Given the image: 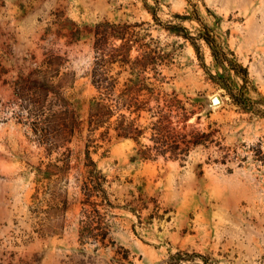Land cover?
I'll list each match as a JSON object with an SVG mask.
<instances>
[{"label": "rangeland", "instance_id": "1", "mask_svg": "<svg viewBox=\"0 0 264 264\" xmlns=\"http://www.w3.org/2000/svg\"><path fill=\"white\" fill-rule=\"evenodd\" d=\"M113 54L118 86L133 68L155 92L139 142L89 143L92 68ZM167 99L181 146L203 140L177 157L149 148ZM0 264H264V0H0Z\"/></svg>", "mask_w": 264, "mask_h": 264}, {"label": "trees", "instance_id": "2", "mask_svg": "<svg viewBox=\"0 0 264 264\" xmlns=\"http://www.w3.org/2000/svg\"><path fill=\"white\" fill-rule=\"evenodd\" d=\"M100 24H97L99 27ZM96 33L101 34V38L106 37L111 32L107 28L102 30H96ZM120 38H124L123 46L127 42V38L123 32H114ZM114 61L125 62L127 61V56L122 55L120 58L116 54L109 55L108 57H98L96 58L95 64L92 68V84L98 90V96L93 97V103L89 108L86 121H87V139L88 142H93L96 138L106 139L109 138L110 129L115 130L116 136L129 137L139 142L138 135L142 130H137L136 134H133V125L136 118L140 115V111L144 109L150 102L152 96L154 95L155 88L152 87V80L145 82V77H140L139 72H134L132 68V73L134 76H129L123 82L121 86H118L117 77H112L108 75V63ZM169 106H176L175 112H161L162 109L156 112V118L150 120V126L155 130L154 135L151 136L154 143L150 145L149 148H154L158 153L163 155L169 152L170 157H177L179 153L187 154L191 145H196L198 143H203V140H198L196 138H190L189 140H182L183 146H181V141L179 140V133L174 129V127L169 126V117L175 116L177 120H184L188 117V112L186 107L183 105H176L175 99H167ZM127 109L129 114H125L121 109ZM115 118L111 119L113 115ZM132 113H137L136 116L130 117ZM66 114H68V109L60 110L56 116L64 121L66 120ZM164 124V122H166ZM62 124L64 122H61ZM81 121L73 120L72 124L68 130L66 126L57 127L54 129L55 138H61L63 133L66 131L69 134H74L76 127L80 125ZM81 131V128H79ZM98 131V135L95 136ZM202 135H208V133L202 132ZM86 158L88 162H85L87 166L86 170L81 173L84 183H91L92 186L88 189L86 193L87 197L93 194L94 189H99L102 184V179L104 178L100 174V170H97L96 162L89 155L88 149H86ZM145 157L148 154H144Z\"/></svg>", "mask_w": 264, "mask_h": 264}, {"label": "water", "instance_id": "3", "mask_svg": "<svg viewBox=\"0 0 264 264\" xmlns=\"http://www.w3.org/2000/svg\"><path fill=\"white\" fill-rule=\"evenodd\" d=\"M211 100H212L213 104H216V103L220 102V97L218 95H213Z\"/></svg>", "mask_w": 264, "mask_h": 264}]
</instances>
